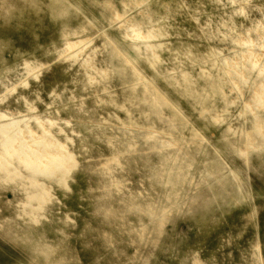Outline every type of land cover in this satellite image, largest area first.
<instances>
[{
    "label": "rangeland",
    "instance_id": "obj_1",
    "mask_svg": "<svg viewBox=\"0 0 264 264\" xmlns=\"http://www.w3.org/2000/svg\"><path fill=\"white\" fill-rule=\"evenodd\" d=\"M0 35V264H264V0H0Z\"/></svg>",
    "mask_w": 264,
    "mask_h": 264
},
{
    "label": "bare ground",
    "instance_id": "obj_2",
    "mask_svg": "<svg viewBox=\"0 0 264 264\" xmlns=\"http://www.w3.org/2000/svg\"><path fill=\"white\" fill-rule=\"evenodd\" d=\"M123 25H127L130 29H132V30H137V32L139 33V34H141L140 33V31L138 30V28H137V25L136 24H133L132 22H131V20H129L128 22H125V23H123ZM233 25V24H232ZM232 29V28H231ZM234 30V29H233ZM84 39H81L80 41H79V43H81L82 41H83ZM240 41V40H239ZM238 42V41H237ZM78 43V44H79ZM161 46H162V44H156V45H154V46H150V49H152L151 50V56L153 57V59H149L150 60V62L153 64L155 61H156V59L158 58V51H157V48H161ZM222 62H227V59L225 60V59H222ZM234 77V76H233ZM236 84V83H235ZM237 85V84H236ZM253 99H255V97H253ZM34 118H36V119H38L39 120V118L38 117H36V116H34ZM260 118H258V124H259V128H260V130H259V134H262L263 135V132H262V129H263V126H264V120H259ZM18 123V120H16L15 118H12V119H10L5 125H14V124H17ZM1 126V125H0ZM4 138H3V136H2V134H1V130H0V144H3L4 142ZM116 162V161H115ZM13 162H11V165L13 166V164H12ZM52 165V164H51ZM15 166H13V168H14ZM110 170H112L111 169V167L108 165V168L105 170V171H101L100 173H102V172H109ZM16 175V173L15 172H13V171H10V170H8L7 168H5V167H3V168H0V184H5V183H9V182H11V181H13L14 183H16V184H23V179H15V176ZM87 197V196H86ZM200 200L201 201H199L198 203H197V205H195V208L196 209H199L200 207H208L209 206V204L211 203V201L213 200V199H207L206 197H201L200 198ZM42 214L43 213H40V212H38V213H34V216H42ZM45 214V213H44ZM201 214H202V212H201ZM43 216H46L47 217V214H45V215H43ZM34 220H35V218H34ZM38 221V220H37ZM167 238V237H166ZM162 239H164V238H162ZM161 239V240H162ZM165 242V241H164ZM255 257H256V259H257V262H259V260H258V257H259V254H258V252L256 251V253H255V255H254ZM198 260V259H197Z\"/></svg>",
    "mask_w": 264,
    "mask_h": 264
},
{
    "label": "snow or ice",
    "instance_id": "obj_3",
    "mask_svg": "<svg viewBox=\"0 0 264 264\" xmlns=\"http://www.w3.org/2000/svg\"><path fill=\"white\" fill-rule=\"evenodd\" d=\"M0 40H3L4 41V46H7L8 45V42L10 40V37H8L6 35H0ZM53 63H55V60L54 59H53ZM33 87L36 88V89H39L40 86H39V84H35ZM28 95H29V99H32L33 98V94L32 93H28ZM65 99L68 100L69 98L68 97H65ZM71 107H72V105H71V103H69V109L70 110H71ZM133 150L134 149H130L129 151H133ZM241 155H243V154H241ZM81 163H84V161H81ZM72 166H75V161L74 160L72 161ZM54 178L58 182L63 183V177L62 176L56 174L54 176ZM33 223H36V221H33ZM19 264H25V262L23 260H21V261H19Z\"/></svg>",
    "mask_w": 264,
    "mask_h": 264
}]
</instances>
